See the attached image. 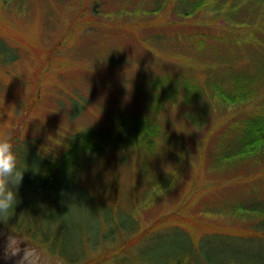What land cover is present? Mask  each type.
<instances>
[{"label": "rangeland", "instance_id": "1", "mask_svg": "<svg viewBox=\"0 0 264 264\" xmlns=\"http://www.w3.org/2000/svg\"><path fill=\"white\" fill-rule=\"evenodd\" d=\"M152 1L0 0V38L9 49L2 57L6 64L0 65V137L24 141L17 149L24 152L19 158L24 171L16 206L38 199L30 203L71 211L60 223L38 224L35 238L13 223L0 222V255L6 236L13 234L24 242L22 248H37L46 264H69L59 254L87 250V240L103 229L99 217H115L129 229L134 216L139 227L134 234L87 251L81 264L90 259L95 264H170L165 239L178 231L174 228L194 240L213 232L242 235L246 223L221 213V207L232 208L235 201L264 206V156L225 163L221 170L210 164V156L223 149L220 143H227L228 129L264 108V0H243L239 15L231 18L205 8L184 16L185 6L175 0L149 12L155 7ZM245 15L254 20L252 26L235 22ZM227 73L256 74L261 91L234 105L215 106L209 99L203 123L188 121L183 84L204 87ZM175 86L181 89L173 99L165 95ZM133 116L161 127L159 137L151 136L155 151L126 143L128 135L138 133L127 121ZM119 122L124 126L118 127ZM85 127L113 138L115 145L76 172L85 192L72 187L62 197L69 185L64 181L50 200L40 195L30 199L32 142L27 138H36L44 152L55 154L69 134ZM151 172L174 173L172 185L151 188ZM98 206L104 211L99 217L94 214ZM205 236L202 249L214 263L220 257L214 249L226 244L249 257L262 246ZM0 264L14 260L0 259Z\"/></svg>", "mask_w": 264, "mask_h": 264}, {"label": "trees", "instance_id": "2", "mask_svg": "<svg viewBox=\"0 0 264 264\" xmlns=\"http://www.w3.org/2000/svg\"><path fill=\"white\" fill-rule=\"evenodd\" d=\"M153 0L154 9L149 10V12H155L163 8L168 4H173V0ZM182 3L185 7L182 15L190 16V13H193L196 9H203L214 11L216 14L224 15L227 17H233V15H239V10L241 9V2L239 0L230 2V0H175V2ZM215 1V2H213ZM160 3V4H159ZM238 4V9L235 8ZM152 5V4H151ZM243 12V11H242ZM242 19H235L236 23L243 27L252 26V19L243 16ZM251 19V21H250ZM199 44V42H198ZM8 46L0 38V65H5L2 57L4 54L8 53ZM8 64V63H7ZM261 78L257 77L256 74L253 76L242 77L238 75H233L232 73H227L224 76L214 77L211 80L205 83V86L193 85L190 81L189 83L185 82L183 88L185 92L181 96V101L183 102L184 107V116L188 121L193 124L201 125L203 116L206 114L209 99H213V103L216 106L218 103L228 104H237L244 100L253 99L256 94L261 90L259 89L262 82ZM181 87L167 88V94L170 98L175 97V93ZM193 105H197V109ZM113 116V115H112ZM132 123L134 127H131L137 134L128 135L126 140L129 145H132L136 148L144 150V152L155 151L154 139L151 137L156 135L160 136L161 127L155 125L151 126L150 121H147L138 116L129 117L127 120ZM126 121V122H127ZM124 126L123 123L118 124V127ZM140 126V127H139ZM136 127V128H135ZM91 127L80 128L69 134L66 138L65 145L59 153L53 154L50 152H44L42 148L39 147V142L36 138H27L26 141H31L30 144V158L28 164V170L30 171L28 178H30L27 187L31 192V198L33 195H40L44 197L46 201L51 199L52 194H54L63 184L64 181H67V185L61 194L63 197L65 191L72 187L81 188L85 192V187L76 181L75 175L76 172L83 167L84 164L90 160H95L99 156H103V153L107 151L112 146H115L112 143L113 138L108 139L106 134H95V131H91ZM230 137L227 138L226 144L220 143V146L223 148L222 151L215 157L214 154L210 156V164L213 168L219 170L222 169V165L225 163H231L239 160H252L257 161L264 156V108L260 109L256 113H251L247 117L242 118L236 126L230 127L228 129ZM16 139V138H14ZM16 141V140H15ZM24 141L15 142L14 150L16 151L18 158H20V153L24 156V152L18 148L22 146ZM38 147L36 148V146ZM218 145V144H217ZM216 150V149H215ZM35 152V153H34ZM212 160V162H211ZM32 169V170H31ZM79 174V173H78ZM174 173L168 172H151L147 176V180L151 188L158 189H167L172 185ZM252 177V176H251ZM29 180V179H28ZM38 201H30L31 203ZM27 203L26 206L19 208L15 205L14 210L11 214V217L8 219L7 223L15 224L16 228L23 230L27 234H30L31 237L35 238L32 234H36L34 229L38 224L48 227L49 224L60 223L67 215L71 213L70 209H61L57 210L55 207L50 205H41L35 207L31 203ZM250 203V202H249ZM232 208L229 205L228 207L220 209L221 213L229 214L230 217L235 220L246 223L247 232L246 234L238 235L237 233L227 234L221 233L218 235L217 232L202 234L198 239L194 240L191 237V234L182 230L180 227L174 228L178 231H174L173 237L165 239L166 243L170 246V256L168 257V262L170 264H264V206H261L257 203L252 205L247 204L242 205L240 201H235ZM77 206V205H76ZM86 210L87 205H81ZM97 213H94L95 216L103 215L104 211H101V206H98ZM132 211L129 210V214L132 215ZM101 222L103 224V229L100 232L99 237L93 240H87L86 249L79 253V251L73 250L70 251L69 255L59 254L65 261L69 264H81L82 261H85V256L87 251L91 252L96 250L99 246L102 247L107 243L117 242L119 238L123 236H129L134 234L138 227L137 220L134 216H131L129 224H132L131 228H127L125 224L121 221H117L114 217H105L103 216ZM39 226V225H38ZM172 227V226H171ZM177 227V226H175ZM173 230L172 228H169ZM166 232V231H164ZM156 234V233H155ZM208 234L210 237H222V239H236V240H249L252 243H257L259 248L256 250V256H248L243 254L242 249H235L228 244L214 249L218 251L220 257L214 263L211 259V255L207 251L202 249V239L205 238ZM154 235V234H153ZM152 236V235H151ZM55 239L53 238V241ZM143 239L142 241H144ZM127 241V240H126ZM122 246H124L125 242ZM141 241V242H142ZM43 242V241H42ZM140 242V243H141ZM46 244V241L43 242ZM89 244V248L87 247ZM120 249V248H119ZM172 249V251H171ZM113 254L123 253L122 250H111ZM65 253V252H64ZM67 253V252H66ZM227 254V257H226ZM123 256V254L121 255ZM120 256V257H121ZM95 260L90 259L86 264H95Z\"/></svg>", "mask_w": 264, "mask_h": 264}, {"label": "clouds", "instance_id": "3", "mask_svg": "<svg viewBox=\"0 0 264 264\" xmlns=\"http://www.w3.org/2000/svg\"><path fill=\"white\" fill-rule=\"evenodd\" d=\"M23 169L10 139L0 137V222H7L18 203L17 190L23 180ZM0 233V236H3ZM24 242L16 235L8 234L0 259L14 260V264H46L41 252L35 247H21ZM18 259H14L17 258Z\"/></svg>", "mask_w": 264, "mask_h": 264}]
</instances>
